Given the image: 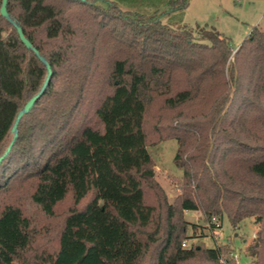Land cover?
<instances>
[{"label": "trees", "instance_id": "16d2710c", "mask_svg": "<svg viewBox=\"0 0 264 264\" xmlns=\"http://www.w3.org/2000/svg\"><path fill=\"white\" fill-rule=\"evenodd\" d=\"M190 1L167 0L159 14L117 0H8L52 74L14 139L18 113L48 68L0 13V157L14 140L0 162V264H141L149 253L152 264H224L223 245L183 246L198 228L185 210H202L211 229L216 215L236 228L254 217L249 249L264 264V140L249 142L234 125L250 104L264 129V30L252 29L227 74L228 37H196L163 21ZM157 98L171 110L197 108L180 111L166 134L177 139L175 164L184 170L175 202L149 149L146 119ZM182 133L192 136L187 152ZM232 152L223 177L219 165Z\"/></svg>", "mask_w": 264, "mask_h": 264}, {"label": "rangeland", "instance_id": "374dc122", "mask_svg": "<svg viewBox=\"0 0 264 264\" xmlns=\"http://www.w3.org/2000/svg\"><path fill=\"white\" fill-rule=\"evenodd\" d=\"M117 1L123 9L151 12L156 8L159 14H164L169 9L167 0ZM163 18L164 22L171 23L176 29L187 28L192 30L196 37H200L206 32L204 30H217L228 37L231 46L234 48L226 64V71L229 74V66L234 59V53L243 40L256 26L264 30V0H191L188 7L182 12L173 13L171 16L165 14ZM250 86L249 88H254L253 83ZM260 86L261 83L255 84L256 89ZM194 109H197L196 106L187 105L178 110H171L164 106L160 98L155 99L148 109L146 124L151 131L150 134L154 142L149 149L155 159L157 179L166 190L169 202H175L177 196L184 192L185 179L183 168L177 166L174 159L179 147L178 141L173 137H167L166 134L178 126L180 118L183 117L181 116L183 111L189 112ZM234 125H236V130L243 128L242 138L247 139V135L250 136V139H247L249 142H253L254 138H260L261 140L258 139L259 142L264 140V129L258 119V111L250 104L243 117L236 118ZM203 128L205 129L206 126ZM183 136L186 137L184 148L187 152L190 150L193 140L190 135L183 134ZM225 144L223 142L221 148H225ZM234 153L232 152L230 158L228 157L225 162L222 161V164L219 165L223 177L224 167H228L227 172L230 169L233 171L232 158ZM28 199L26 196L19 198V200H24L22 205L26 211L33 214L34 222L41 224L40 215ZM183 217L198 226L196 231H193L191 227L189 228L192 237L184 239V247L202 246L205 248L223 245L222 262L224 264H255V258L249 249L259 228L254 217L244 219L236 228L231 225L226 215L222 218L216 215L212 220L216 224L214 229H211V223L202 210H185ZM202 226H204V230ZM228 258H230L229 263H227ZM152 259L153 256L149 253L141 264H152ZM198 263L212 264L203 259L198 260Z\"/></svg>", "mask_w": 264, "mask_h": 264}, {"label": "water", "instance_id": "95a60500", "mask_svg": "<svg viewBox=\"0 0 264 264\" xmlns=\"http://www.w3.org/2000/svg\"><path fill=\"white\" fill-rule=\"evenodd\" d=\"M7 4H8V0H2V4H1V7H0V13L2 16L6 17L7 19L11 20L13 22V24L17 27L18 29V32H19V36L21 38V40L26 44V46L28 48H30L31 50H33L35 52L36 55H38L41 60L47 65V68H48V75L46 77V80L42 86V88L40 89V91L35 94L34 96H32L28 102L25 104V106L23 107V109L18 113V116L16 118V121L13 125V128H12V131L14 133V139L16 138V136L18 135V125H19V122L21 121V119L26 115L28 114L31 109L33 108V106L35 105L36 101L42 96V94L44 93L46 87H47V84L49 82V79H50V76L52 74V68L50 66V64L47 62V60L45 59V57H43L39 50L32 44V42L26 37L22 27L18 24V22L13 19L11 16H10V13L8 11V8H7ZM14 140L11 142V144L9 145L8 149L6 150L5 154L3 156L0 157V162L1 160L3 159V157L10 151L11 147H12V144H13Z\"/></svg>", "mask_w": 264, "mask_h": 264}, {"label": "built area", "instance_id": "2783aa9c", "mask_svg": "<svg viewBox=\"0 0 264 264\" xmlns=\"http://www.w3.org/2000/svg\"><path fill=\"white\" fill-rule=\"evenodd\" d=\"M186 244V243H185ZM226 264V263H225Z\"/></svg>", "mask_w": 264, "mask_h": 264}]
</instances>
